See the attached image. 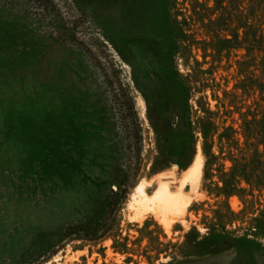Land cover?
Returning <instances> with one entry per match:
<instances>
[{
	"label": "rangeland",
	"instance_id": "1",
	"mask_svg": "<svg viewBox=\"0 0 264 264\" xmlns=\"http://www.w3.org/2000/svg\"><path fill=\"white\" fill-rule=\"evenodd\" d=\"M217 1L200 17L193 0H0V264H264V189L222 190L253 152L260 71L218 50ZM151 117L173 125L164 154ZM163 185L185 200L173 214Z\"/></svg>",
	"mask_w": 264,
	"mask_h": 264
},
{
	"label": "trees",
	"instance_id": "2",
	"mask_svg": "<svg viewBox=\"0 0 264 264\" xmlns=\"http://www.w3.org/2000/svg\"><path fill=\"white\" fill-rule=\"evenodd\" d=\"M193 1V14L203 17L202 12L196 10L197 5L200 3L198 0ZM242 1L243 0H226V6L224 5L225 0L217 1L221 9V15L215 20L209 19V22L205 25H211L214 21L220 22L225 28H222V30L228 32L231 36V38L223 36L218 39V50L233 47H244L247 50L246 55L244 56V61L240 62L242 65V72H247V66H249L251 62L253 63V66L260 71V75L256 78H253L252 76H247L246 78L251 83H255V86L260 90L262 96L261 100L264 102V0H250V8L246 10V12L241 5ZM208 9L205 8L206 11ZM206 16H204V18ZM234 22H236L237 25L234 26ZM240 29H243L242 38L239 35ZM177 30L180 31L178 28ZM213 46L215 47L216 45ZM259 57L260 61H258ZM256 105L257 107H260L259 103ZM207 113L209 116L207 115L206 118L199 122V128L205 139L203 143L204 153L209 156L213 147V142L208 141V135L213 133L215 129L213 119L210 116L211 112L208 111ZM248 114H251L252 118L245 119L243 123V126L245 127L244 133L247 137V148L245 149H252L253 147V152L250 158L247 157L246 152L244 151L241 152L240 157L233 158L234 165L231 172L224 173V176L222 177L224 182L222 190L225 194L232 195L245 192L246 189L239 185L243 180L251 187V189H264V109L261 111L256 109L252 113L249 111ZM150 122L159 138L164 142L160 146V151L163 154L168 152L169 147H173V142L175 140L173 134L174 130L172 129L173 125L162 118L156 119L151 117ZM231 132H235L232 127H227L224 130L226 135ZM195 146L193 136L190 142H180L178 147L179 157L177 161L182 168L190 165L195 153ZM260 147H263V149L261 150ZM210 156L211 158H215L214 155Z\"/></svg>",
	"mask_w": 264,
	"mask_h": 264
},
{
	"label": "bare ground",
	"instance_id": "3",
	"mask_svg": "<svg viewBox=\"0 0 264 264\" xmlns=\"http://www.w3.org/2000/svg\"><path fill=\"white\" fill-rule=\"evenodd\" d=\"M139 192L143 193L142 188H139L138 193ZM154 199H155L156 205L159 208V210L160 209L163 210L162 214L168 213V212H172V214H173V212H175L174 211L175 209L179 210L180 207L182 208V206H181L182 205V201H185V200H183L182 196L171 194L169 192V190H168V187L166 185H163V186L160 187V189L157 191Z\"/></svg>",
	"mask_w": 264,
	"mask_h": 264
},
{
	"label": "crops",
	"instance_id": "4",
	"mask_svg": "<svg viewBox=\"0 0 264 264\" xmlns=\"http://www.w3.org/2000/svg\"><path fill=\"white\" fill-rule=\"evenodd\" d=\"M0 21H4V22L8 25V27H9L10 29L13 28V26H11V25L9 24V22H10L9 19H3V20H0ZM3 38H4V37H3Z\"/></svg>",
	"mask_w": 264,
	"mask_h": 264
}]
</instances>
